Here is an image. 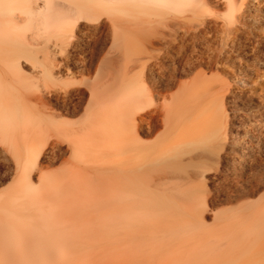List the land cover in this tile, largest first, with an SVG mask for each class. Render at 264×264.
<instances>
[{
  "label": "bare ground",
  "instance_id": "obj_1",
  "mask_svg": "<svg viewBox=\"0 0 264 264\" xmlns=\"http://www.w3.org/2000/svg\"><path fill=\"white\" fill-rule=\"evenodd\" d=\"M209 1L0 0V158L17 180L0 264H83L85 235L108 225L118 264H264V56L242 30L264 26V0H225L218 18ZM38 73L70 80L60 95ZM225 102L243 113L232 127ZM67 151L60 175L98 191L63 208L33 177ZM199 194L232 207L193 219Z\"/></svg>",
  "mask_w": 264,
  "mask_h": 264
},
{
  "label": "rangeland",
  "instance_id": "obj_2",
  "mask_svg": "<svg viewBox=\"0 0 264 264\" xmlns=\"http://www.w3.org/2000/svg\"><path fill=\"white\" fill-rule=\"evenodd\" d=\"M220 2L225 3V0H210L208 2L209 4L207 7L210 10V14L208 11L209 16L210 15L211 16L216 15L218 18L219 16H223L226 14L225 13L226 9L224 8V6L222 4H219ZM255 3L256 2H253V4L256 6ZM246 26L248 28H246ZM250 27H251V30L249 29ZM103 30L107 32L109 29H108V27H104ZM242 30H243V32L244 31H249V32L251 31V34L250 33L246 34L245 35L246 39L244 38L246 40L245 43H247L246 46L244 47V50H245L244 53L247 52L246 55H248L249 58H250V56L253 58L254 56H259V55L262 58L264 56V26H260V25H253L252 26L248 21L242 27ZM37 54L39 56H42L43 52L39 51V52H37ZM256 54H258V55H256ZM24 61L26 63L24 66V70L26 69L27 73H30L31 72V71H29L30 67L34 68V66L31 62L26 61V60H24ZM38 70H39V68L34 69L35 72ZM217 72H218L220 77H222L226 80H228V77H229L228 81L230 83L232 82L231 87L235 88L236 90L238 89L237 88L238 84H236V81H235L236 78H234V77L232 78V76H231L232 74H230V72H223V71L214 70V73H217ZM66 75L67 74L63 75V78H61V79L57 80V78H56V80H55V79H52L51 77H49L47 74H39L38 73V75L35 77L34 80L36 81V84L39 87L42 88L43 86H47V85L52 86L51 87L52 89H56L57 93L62 95L63 91L60 89V87L62 86V84L65 81L70 80L68 75L67 76ZM237 76H239V75L236 74V77ZM181 79H182V81H190L192 79V76H186V77H183ZM57 101L58 100H56V98L51 99L47 106L51 107V109H58V108H56V103H58ZM229 105H231V106H229ZM240 107H243V106L240 105ZM225 108L228 112L227 119H228L229 124L231 123L230 126L232 127L234 124H238V120H239L238 118L240 116H242L243 113L242 114H235V112H234L235 107L232 103H228V102L226 103L225 102ZM243 109H244V107H243ZM82 115H83V113L81 114V116ZM81 116L76 115V116H66V117H67V119H70V120H77ZM154 139H155V137H154ZM2 148L3 147L0 145V150H2ZM263 150H264V148L262 149V151ZM261 156L264 159V151H263V154L261 152ZM49 159H50L49 156L45 159V164H44L45 166H44V169L42 172L43 177L42 178L40 177V173H36V175L33 177V180H34V182L36 181L35 183H37L38 185H40V183L43 181L44 184L48 185L50 183V184L56 185V187H58V189H56V191L55 190L52 191L53 194H51V192L48 193L49 200L53 197L52 195H56L57 198L53 197L54 199L56 198V200H57L56 206L60 205L61 207L64 208L69 203H71V201H74L75 199H80V198H83V196L88 197V195L92 196V195L96 194V191H98V188H97V182H96L95 177L86 176L85 174L84 175L74 174V175H71L69 179L65 180L60 175L63 167L72 161V156H71V153L69 151L58 154L57 157L54 158L53 160H49ZM8 166L9 165L6 164V162L4 160L1 161V158H0V195L2 194L1 196H3V193L6 190L8 191V189H10V187L13 186L17 181L14 177V174L12 172L8 171ZM263 169H264V167H263ZM212 176H214L213 172L210 173V175L208 174L207 181L210 182L209 188L213 191L214 190L213 189L214 184L211 183L212 182ZM40 179H42V180H40ZM97 193H99V192H97ZM80 196H82V197H80ZM203 199H204V195H202V194L195 196V201L198 203V206H200V207H196L195 209H192L190 211L191 214L189 215V217L192 216V218L194 219L195 215L196 216L199 215L201 210H202V212L204 210L205 216H206L205 217L206 221L208 223H213L214 218L216 216L223 215L224 213L227 212L228 209H230L232 207L231 204H228L225 201L209 202L206 207L205 206L202 207V205H200L199 202L200 201L203 202ZM64 204H67V205H64ZM59 225H60V223L59 224L56 223V224L52 225V229L50 232H55L58 228H60ZM62 226H64V224H62ZM96 232L98 234V237L93 238L90 235H85V240L87 241V244L89 245V251H88V254L83 257L82 263L83 264H118L119 256H116V250H115L116 244H115V240L112 236V232H113L112 226L111 225H108L107 227L100 226L98 228V231H96ZM138 257L139 256H137V258L135 259V260H137V262H138ZM135 260H134V262H135ZM139 263L140 264L145 263L144 258Z\"/></svg>",
  "mask_w": 264,
  "mask_h": 264
}]
</instances>
